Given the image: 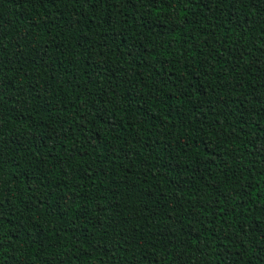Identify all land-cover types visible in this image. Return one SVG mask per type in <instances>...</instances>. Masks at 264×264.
<instances>
[{
	"label": "trees",
	"instance_id": "obj_1",
	"mask_svg": "<svg viewBox=\"0 0 264 264\" xmlns=\"http://www.w3.org/2000/svg\"><path fill=\"white\" fill-rule=\"evenodd\" d=\"M0 264H264V0H0Z\"/></svg>",
	"mask_w": 264,
	"mask_h": 264
}]
</instances>
